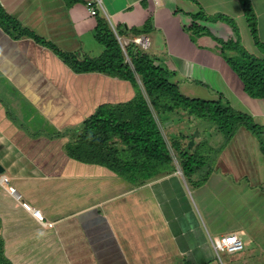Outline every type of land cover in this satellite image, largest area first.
Here are the masks:
<instances>
[{"label": "crops", "instance_id": "obj_1", "mask_svg": "<svg viewBox=\"0 0 264 264\" xmlns=\"http://www.w3.org/2000/svg\"><path fill=\"white\" fill-rule=\"evenodd\" d=\"M0 4L22 26L79 59L104 51L95 41L97 15L115 32L119 28L121 44L134 36L131 28L147 22L140 35L150 39L149 53L175 72L179 91L182 84L213 85L206 97L221 93L264 126V99L248 96L238 75L225 72L218 40L232 37L229 26L196 19L209 34L190 33L192 15H241V0H101L95 15L87 0ZM250 4L264 42V0ZM0 80V174L10 177L21 196L0 182V264H219L211 235L228 233L245 239L251 262L256 247L264 245V169L259 166L264 153L246 128L237 130L214 158V170L197 185V213L183 175L173 172L134 185L63 152L56 137L61 130L82 125L101 104L132 98L128 81L73 72L49 47L32 37L14 38L1 27ZM23 125L30 129H17ZM244 144L255 147L254 155ZM21 201L52 225L40 223Z\"/></svg>", "mask_w": 264, "mask_h": 264}, {"label": "trees", "instance_id": "obj_2", "mask_svg": "<svg viewBox=\"0 0 264 264\" xmlns=\"http://www.w3.org/2000/svg\"><path fill=\"white\" fill-rule=\"evenodd\" d=\"M241 6L258 53L246 51L239 39L233 37L226 41L218 40L220 53L240 78L244 92L252 98H264V42L258 38L256 16L250 0H241ZM192 19L190 29L197 33L209 34V31L195 22L196 19L222 21L230 24L233 32L237 29L234 21L223 14L206 16L198 12L192 15ZM0 27L14 38L32 37L49 47L73 72H98L118 77L128 81L134 89V96L127 102L101 104L84 120L81 126L82 140L74 151L66 154L71 159L103 166L123 180L141 185L175 172V156L186 181L197 186L206 180L212 171L214 158L240 127L246 128L257 138L264 153V126L256 123L251 115L234 109L221 93L212 100L182 94L173 80L174 71L163 66L159 57L147 53L135 43L129 41L121 44L117 37L122 38V32L118 27L115 32L103 16H96L95 37L104 46L102 55L96 58L79 59L76 54L60 50L22 26L1 4ZM148 28L149 23L146 22L130 31L137 36ZM226 51L238 53V56L233 57ZM138 78L148 101L141 93ZM152 109L158 117L181 110L197 121H210L208 125H213L214 131L223 135V142L213 151L212 162L204 165L212 155L206 153L208 150L203 141L194 144L191 139L185 146L173 137L170 147L175 155L172 156Z\"/></svg>", "mask_w": 264, "mask_h": 264}, {"label": "rangeland", "instance_id": "obj_3", "mask_svg": "<svg viewBox=\"0 0 264 264\" xmlns=\"http://www.w3.org/2000/svg\"><path fill=\"white\" fill-rule=\"evenodd\" d=\"M230 18L234 21V24L237 27V29H236L237 33H236V32L232 31L231 25L228 24V26L230 28V35L233 37V39L239 37V43L241 44V46L246 51H248L250 53L257 54L258 49L254 44V40H253L251 32L249 31L248 23L245 20L244 14L236 15V16L230 15ZM190 33L194 36L199 35V34H203V33L198 34L197 32H195L193 30H191ZM193 38H196V37H193ZM95 41L97 43H99L96 39H95ZM205 41H206V43L208 42V40H203V42H205ZM212 42H214V41L212 40ZM149 50L152 51V46H149L146 49V52L149 53ZM218 51L221 52L220 48L218 49ZM226 52L233 57L238 56V53H233V51H226ZM221 58L224 60L223 65H225V67L227 69V71H225L226 74L233 75V77H235V75H237L236 72L233 71L231 66L223 58L222 54H221ZM221 68H222V70H224L223 66H221ZM228 79L230 81H232L230 76H228ZM137 81H138V84L141 88V93L144 95V97L148 101L149 99L146 96L145 90L142 86L140 79L138 78ZM174 82L177 85V81L174 80ZM210 86L213 87V85H210ZM211 87L203 88V86L193 85V84L188 85V86L187 85L183 86V84H182V86L180 87V91L183 92L185 95H188L190 97H199V98H204L206 100L207 99L212 100L213 98L211 96L206 97V94H205L206 91H208L209 93H212ZM133 91H134V89H133ZM217 98H218V96L215 99H217ZM258 99L261 100L262 98H258ZM127 101H125V102H127ZM260 103H262V102H260ZM229 104L232 107L234 106L230 102H229ZM233 108L235 109V107H233ZM152 111H153V115L156 119V122L158 123V125L161 129V132H162L167 144L169 145V147H170V141L172 140L173 137L180 140V143L184 144L185 146H186L187 142L189 141V139H191V141H193L194 144H198L200 141H203L204 146L208 150L206 153L209 152V154L212 155V157H210L208 159V161L205 162L204 165H207V164L209 165V163L212 162L213 151H214V149H216L218 147V145H220L223 142V135H221L218 132H215L213 125H211V126L208 125V122H210V121H207L205 119H201L200 121H197L193 116H188L184 112H181V110H179V112H177V113H170V114L165 113V115L162 114L159 117H158V114L153 109H152ZM22 120L27 121V119H22ZM79 120L80 119H78L77 121H79ZM69 126L71 127L69 130H68V128H66L64 130H61L60 134H58L57 136L55 135L57 138H59V140H61V142H63V145H62L63 146V152L67 155L70 154V152L74 151L75 150L74 148H76L79 145L80 141L82 140L81 136L83 133L82 129L80 128L82 125H72L71 124ZM78 127L80 129H78ZM17 129L20 131H23V130L30 129V127H28L27 125H23V127H19V128L17 127ZM46 136L50 137L49 134ZM52 136H54V135H52ZM116 143H118V141ZM247 145L248 146L245 145L246 152H249V154L251 153L252 155H254L253 151H256L255 147L253 145H250V144H247ZM257 145H259V144H257ZM170 149H171V147H170ZM257 149H259V146ZM259 151H260V149H259ZM171 153H172L171 154L172 156L175 155L174 149L173 150L171 149ZM68 158H70V157H68ZM173 158H174V164L177 168V170L175 171L176 174H178L180 176L183 175L181 170H180V167L178 165V162L175 159V156H173ZM75 161H77V160H75ZM214 163L216 164V162H214ZM84 164H90V163H84ZM98 166L100 167L102 172L107 171V170H105L106 169L105 167L100 166V165H97L96 169H99ZM259 166H260V168L264 169V165L260 164ZM212 169L214 170V168H212ZM182 178L185 182V177L182 176ZM195 178H193V179H195ZM185 183H186V192L189 195L190 200H192L191 203L194 206L196 212L198 213V212H200L199 204L197 207V204L193 199L196 198V196L194 194L195 189H197L200 186H193L191 183L190 184L187 182H185ZM218 236L219 235H211L210 241L216 240L218 238ZM242 240L244 242V248L243 249H241L239 251H235V252L221 251V252H219V255L216 254V258H217L218 263L219 264H264V255H262L261 253L260 254L258 253V251L264 252V245H262L261 247H256L257 250H255L253 257L251 258L252 261L249 262L248 261L249 257H247L245 254L247 243H246L245 239L242 238ZM241 254H243L244 256L240 258Z\"/></svg>", "mask_w": 264, "mask_h": 264}, {"label": "built area", "instance_id": "obj_4", "mask_svg": "<svg viewBox=\"0 0 264 264\" xmlns=\"http://www.w3.org/2000/svg\"><path fill=\"white\" fill-rule=\"evenodd\" d=\"M101 0H87V5L91 14L95 15L96 11L94 9L95 6H100ZM120 40V38H118ZM131 41L138 45L140 48L146 50L150 46V39L145 35H137L133 36L128 42ZM127 43V42H123ZM0 182L8 185V192L16 195L18 199H20V195L16 192L15 187H13L10 183V177L6 174H0ZM21 205L30 212L40 223L45 225H52V223L44 222L42 214L28 202L21 201ZM212 246L217 255L221 251L235 252L244 248L243 240L236 233H228L223 236H219L216 240H211Z\"/></svg>", "mask_w": 264, "mask_h": 264}, {"label": "water", "instance_id": "obj_5", "mask_svg": "<svg viewBox=\"0 0 264 264\" xmlns=\"http://www.w3.org/2000/svg\"><path fill=\"white\" fill-rule=\"evenodd\" d=\"M4 170H3V168L0 166V172L2 173Z\"/></svg>", "mask_w": 264, "mask_h": 264}]
</instances>
